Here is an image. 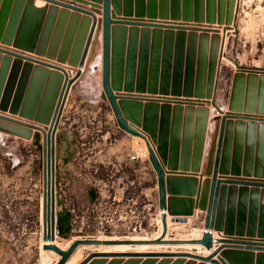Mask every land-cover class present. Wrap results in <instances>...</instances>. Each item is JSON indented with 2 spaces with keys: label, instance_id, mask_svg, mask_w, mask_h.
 <instances>
[{
  "label": "rangeland",
  "instance_id": "374dc122",
  "mask_svg": "<svg viewBox=\"0 0 264 264\" xmlns=\"http://www.w3.org/2000/svg\"><path fill=\"white\" fill-rule=\"evenodd\" d=\"M26 1L36 9L95 19L88 56L102 57L103 0ZM111 13L113 21L126 23L112 25L113 50L123 52L124 83L128 74L134 77L131 92L115 93L125 98L119 102L126 105L128 126L142 136L121 129L103 90V59L97 65L90 61L82 79L85 96L69 109L72 84L62 108L53 171L48 140L57 86L62 90L79 69L46 55L52 41H59L58 51L66 40L72 48L80 24L71 35L70 21L60 34L53 22L45 32V54L16 45L19 39L28 43L29 25L16 33L15 43L0 40V264H54L58 255L41 248L52 192L55 240L63 246L75 238L153 240L163 223L149 146L166 177L196 180L195 196L201 183L192 216L166 210L170 239L202 238L217 181L258 184L264 191V0H111ZM165 86L168 93L161 92ZM234 186V217L227 216V193L224 217L216 219L223 230L213 231L219 238L210 254L195 246L112 251L98 246L82 249L69 264H264V195L252 210L254 186L246 187L242 203L244 186L221 184L227 192Z\"/></svg>",
  "mask_w": 264,
  "mask_h": 264
},
{
  "label": "water",
  "instance_id": "95a60500",
  "mask_svg": "<svg viewBox=\"0 0 264 264\" xmlns=\"http://www.w3.org/2000/svg\"><path fill=\"white\" fill-rule=\"evenodd\" d=\"M3 0H0V3ZM3 12L0 17V40L5 44H12L17 41V34L23 32V29L29 25L32 28V32L27 37L29 38L25 43L21 42L19 39L16 42V45L23 47L29 51L34 49L41 50L43 49V54L46 53V30H50V26L53 22L56 24L57 32L60 34L68 21H70L71 29H68V33L72 35L77 32V27L80 24V28L78 30V34L75 38V42L73 47L71 48V41L66 40L64 44L61 46V49L58 51V43L55 42L53 45V41L50 44V51L47 53L46 57L49 59L55 60L57 59L60 63H67L72 68H78L79 70L85 64L86 58L88 56V51L90 49V45L92 42V38L97 26V21L94 19L90 20L88 17H83L77 13L70 14L66 10L59 11L56 8H52L50 10L46 9H36L32 6L30 2L26 0H4ZM104 4V12H103V33H102V85L105 96L109 101L115 116L118 120V123L122 130L127 131L133 135L142 136L128 126L127 120L125 119V113L122 107L125 108L126 105L120 103L119 101L125 99L124 97H120L116 95V93L125 90L127 92H131L130 81L133 80V75L128 74L126 79V84L124 83V57L123 52L115 53L112 47V42L114 40L113 31L115 29L112 28L113 24L123 26L126 23L123 21H113L112 13H111V0H103ZM7 12L9 14H7ZM5 13V14H4ZM4 14V16H3ZM54 24V23H53ZM71 32V33H70ZM17 33V34H16ZM118 41H119V36ZM121 41V40H120ZM30 43V44H29ZM133 61L134 57L131 58ZM142 60V58H141ZM30 67H26L25 69H29ZM41 69V68H40ZM44 69V68H42ZM46 72V71H45ZM52 77L61 75L57 72H53ZM81 76L80 71L76 73V77L72 80H65V85L62 90H60V86L58 83V102L57 107L55 109V117L53 123L55 126L51 132L49 137V155L48 160L50 165V170L54 169V160H55V133L58 121L60 119L62 108L65 104L66 97L68 95V90L72 86V84ZM50 79V78H49ZM62 88V87H61ZM60 90V91H59ZM154 91V90H153ZM116 92V93H115ZM162 93H168V89H161ZM177 91H174L176 93ZM64 94V95H63ZM53 125V124H52ZM48 148V147H47ZM47 152V150H46ZM150 152V161L154 167V170L157 174V183H158V195H159V205L160 210L162 212L161 219L163 223V234L167 233V214L166 210H168L169 214L175 217H188L193 214V199H189L194 197L196 194V185L197 181L192 179H174L172 177H166V173L162 168L156 154L149 146ZM53 178V174H52ZM231 184V185H241L244 186L240 189L239 192V203L246 201V196L249 194L246 187L249 185L254 186L251 191V197L254 200L252 204V210L256 208L257 200L264 195V191L261 193L257 190L258 184H250L246 182H238V181H217L212 187V191L210 194V202L207 210V222L205 226L206 232L203 234L200 240L196 241H171V242H162V240H154V241H134V240H116V241H99L98 239H83L77 240L67 249L66 251L61 250L58 246L48 244L43 246V250L46 252H54L55 254L60 256V260L57 264H67L74 253L80 246H111V245H152L157 246L161 244L168 245H182V244H193L203 246L206 250L211 251L213 249L214 243H218V240L213 239L212 232L213 231H221L223 230V226L220 225L221 222L216 221V219H221L224 217V203L226 199L227 193L230 196V203L227 216L229 218H233L234 208L236 207V193L237 189L235 186L227 192L225 187H221V184ZM264 186V185H261ZM167 195L172 197L167 198ZM183 196L184 199L179 198ZM180 201L186 202V208L182 209L179 207V204H183ZM219 204V208H218ZM55 198L53 192L50 193L49 202L47 205L46 219H45V234L44 241L48 239H52L55 234L56 228V208H55ZM242 207V206H241ZM242 209H244L242 207ZM182 220V221H181ZM174 221L183 222L184 219H174ZM220 221V220H219ZM226 232H229L226 230ZM84 264V263H81Z\"/></svg>",
  "mask_w": 264,
  "mask_h": 264
},
{
  "label": "bare ground",
  "instance_id": "6f19581e",
  "mask_svg": "<svg viewBox=\"0 0 264 264\" xmlns=\"http://www.w3.org/2000/svg\"><path fill=\"white\" fill-rule=\"evenodd\" d=\"M37 3V5H41L42 3L41 2H36ZM101 38V37H100ZM99 38V39H100ZM102 40V39H101ZM84 67V66H83ZM83 67H82V69H83ZM81 69V70H82ZM81 70H78V71H80V73H81ZM77 71V72H78ZM76 72V73H77ZM74 84V83H73ZM71 88V87H70ZM70 90V89H69ZM69 90H68V93H69ZM39 141L42 143V139H39ZM145 150V149H144ZM140 151H141V149H140ZM141 153H143L142 151H141ZM43 179V178H42ZM41 197H43V195L41 196ZM44 203V202H43ZM58 203V202H57ZM58 206V205H57ZM42 207V202L40 201V208ZM44 208V207H43ZM57 210V209H56ZM43 212H44V210H43ZM170 219L171 218H169V216H168V218H167V224L169 225V221H170ZM44 220V219H43ZM182 221V220H181ZM185 221V220H184ZM162 222V221H161ZM202 231V233L204 234L205 232H206V230L205 229H202L201 230ZM202 235V234H201ZM212 235H213V239L214 240H217V238H219L218 237V234H216V232H212ZM203 236V235H202ZM99 241H105V240H108V239H104V238H97ZM130 239H132V240H138L139 238H130ZM78 240H83V239H78ZM110 240H116V239H110ZM126 240H128V238L126 239ZM141 240H143V239H141ZM146 240V239H145ZM154 240H162V242H171V241H196V240H200V238L199 239H196V237H195V239H187V238H182V239H170L169 237H168V231H167V233L166 234H163V227L162 226H160V229H159V231H158V233H157V235H156V237L155 238H153V240H151V241H154ZM75 241H77V239L75 238V239H73V241H71V242H68V244H66V245H62V244H60L58 241H56L55 240V234L53 235V238L52 239H48V240H46V241H41V248H42V250H43V246H45V245H48V244H52V245H55V246H58L61 250H63V251H66L67 249H69V247L71 246V243L73 242H75ZM146 241H148V239L146 240ZM53 242V243H52ZM215 244V243H214ZM158 247L159 246H172V247H193V246H195V248L196 247H198V248H203V249H205L203 246H200V245H191V244H182V245H168V244H161V245H157ZM215 246H216V244H215ZM95 247H98V246H80L78 249H77V251L74 253V255L71 257V259L68 261V263L67 264H69L70 263V261L74 258V257H76L77 255H79L80 254V252H81V250L82 249H92V248H95ZM99 247H101L100 249H111V251L112 250H124V249H129V248H146V247H148L149 248V246H134V247H132V246H99ZM104 247H106V248H104ZM3 249V246H2V244H1V242H0V251ZM206 250V249H205ZM44 251V250H43ZM128 251V250H127ZM46 252V251H45ZM49 252H51V251H49ZM54 253V252H53ZM206 253H208V254H210L211 253V251H208V250H206ZM60 260V256L58 255V258L55 260V262H54V264H57L58 263V261Z\"/></svg>",
  "mask_w": 264,
  "mask_h": 264
},
{
  "label": "crops",
  "instance_id": "0c3cea01",
  "mask_svg": "<svg viewBox=\"0 0 264 264\" xmlns=\"http://www.w3.org/2000/svg\"><path fill=\"white\" fill-rule=\"evenodd\" d=\"M90 57V58H89ZM101 55H100V52L98 53V54H96L95 55V57H91V55H89L88 56V60H86V63H85V67H84V70L82 71V74H81V76L78 78V80L76 81V82H74V84H73V88L75 89V91H74V94H73V96L71 97V99L69 100V101H67V105L69 104V109L70 108H73V107H71V106H74V105H77V102L75 101V100H77L78 98H82V97H84L85 96V93L84 92H82L83 91V89H85V83H83V81H82V79L84 78V73H86V69H90V68H88L89 66H88V64L89 63H91L90 61H92V62H95V64L97 65L98 63H99V61L101 60ZM95 67V66H94ZM94 67H93V71L95 72V70L96 69H94ZM100 85H101V83H100ZM99 83H98V86H96V89H98L99 90ZM101 87V86H100ZM100 98L99 97H96V100H99ZM78 101V100H77ZM87 102V101H86ZM91 104H92V102H91ZM67 114V113H66ZM65 114V115H66ZM63 117H64V115H63ZM67 119H66V121L67 122H69V121H71V119L69 118V117H66ZM72 122V121H71ZM71 125H72V123H71ZM66 131L68 130V129H65ZM66 141V139H63V143ZM166 172H169V171H167L166 170ZM170 172H174V171H170ZM174 173H177V172H174ZM200 186H201V183H198V191H197V195L196 196H194V197H191V198H189V199H193V200H195V201H198V199H199V193H200ZM153 192H154V194H155V196L158 194V186H157V178H156V186H155V188L153 189ZM170 197H172V196H170V195H167V198H170ZM180 197H182V198H184L183 196H180ZM179 197V198H180ZM197 212V211H196ZM170 218V217H169ZM192 217H189L188 218V220H190ZM214 233V232H213ZM203 234V233H202ZM215 248H216V246H215V244L213 245V249L211 250V252L212 251H214L215 250Z\"/></svg>",
  "mask_w": 264,
  "mask_h": 264
},
{
  "label": "built area",
  "instance_id": "2783aa9c",
  "mask_svg": "<svg viewBox=\"0 0 264 264\" xmlns=\"http://www.w3.org/2000/svg\"><path fill=\"white\" fill-rule=\"evenodd\" d=\"M140 152V153H139ZM133 157L131 158L133 161L137 160L140 158V156L142 155L141 151H138V153H133Z\"/></svg>",
  "mask_w": 264,
  "mask_h": 264
}]
</instances>
